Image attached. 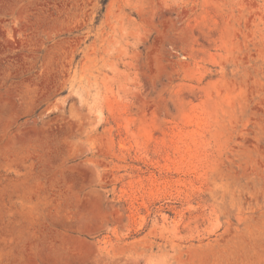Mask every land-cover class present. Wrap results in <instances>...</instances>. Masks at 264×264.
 Instances as JSON below:
<instances>
[{"label":"rangeland","instance_id":"1","mask_svg":"<svg viewBox=\"0 0 264 264\" xmlns=\"http://www.w3.org/2000/svg\"><path fill=\"white\" fill-rule=\"evenodd\" d=\"M0 264H264V0H0Z\"/></svg>","mask_w":264,"mask_h":264}]
</instances>
